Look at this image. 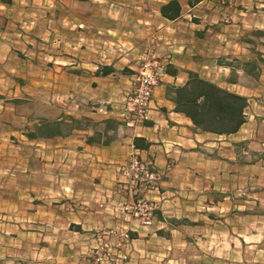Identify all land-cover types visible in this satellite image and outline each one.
<instances>
[{
	"label": "crops",
	"instance_id": "1",
	"mask_svg": "<svg viewBox=\"0 0 264 264\" xmlns=\"http://www.w3.org/2000/svg\"><path fill=\"white\" fill-rule=\"evenodd\" d=\"M168 1L16 0L26 24L39 22L32 12L37 3L50 10L43 17L48 23L45 35L7 31L12 16L3 15L0 108L9 104L15 113L0 110V217L30 213L37 222L35 229L59 233L48 239L49 248L84 247L98 239L104 226L113 224L120 204L132 200L118 172L132 155L149 157L158 166L170 157L174 160L160 193L149 195L159 207L155 234L166 242L183 227L177 220L196 214V204L214 185L225 183L231 170L238 169L239 177L246 179L250 171L264 169V62L255 76L231 66L232 58L240 61L249 50L241 40L247 25L255 22V28L264 30V0H176L180 14L173 19L160 12ZM9 2L0 0V6ZM18 18L17 24L22 22ZM21 38L25 46L17 48L13 41ZM38 38L47 43L45 62L33 47ZM149 38L156 42L155 54L167 59L166 70L154 88L152 120L133 130L119 123L115 114L98 113L97 107L121 99ZM254 54L264 57V49ZM190 71L247 98L245 121L237 132L199 131L175 111L168 87L183 86ZM23 104L37 108L21 113L16 107ZM44 123L52 130L40 135L38 125ZM56 124L61 127L58 132ZM135 137L144 140V149L134 147ZM238 146H244L242 151ZM8 152L14 159L8 160ZM246 155L260 158L247 162ZM10 161L16 180L22 176L16 171L23 166L29 174H38L28 194L30 209L18 204L24 192L17 185L15 207H6ZM43 198L50 199L46 208ZM131 230L134 241L140 233ZM74 234L79 235L77 243L71 241Z\"/></svg>",
	"mask_w": 264,
	"mask_h": 264
},
{
	"label": "rangeland",
	"instance_id": "2",
	"mask_svg": "<svg viewBox=\"0 0 264 264\" xmlns=\"http://www.w3.org/2000/svg\"><path fill=\"white\" fill-rule=\"evenodd\" d=\"M12 2L14 6L10 5ZM15 2L16 0H10L8 5L0 6V23L4 14L12 16L10 22L6 24V30L45 35L48 23L43 17H47L50 10L40 6L41 2L37 3L38 7L32 9V12L33 17L40 18L39 22L26 24L23 23L26 18L23 19L21 16L23 14H20L23 9L14 4ZM18 17H21L22 22L17 24L15 19H19ZM255 27H257L255 22L248 24L241 35V40L247 43L250 51L246 50L245 54L241 55L240 61L232 58V62L238 65L241 61L243 63L254 61L258 73L264 57L256 61L254 52L264 49L262 47L264 36L255 34L258 30ZM13 43L17 48L25 46L22 38ZM33 43V47L41 53V59L45 62L46 41L38 38ZM247 67L251 68L249 65ZM16 108L19 112L26 113L37 107L35 108V104H23ZM0 110L15 113L9 104L7 108L1 107ZM232 139L231 137L228 141L231 142ZM243 148L244 146L237 147L241 151ZM9 150L12 151V147ZM26 156L27 152L24 149V157ZM31 157H34V154ZM259 158L258 155H246L244 159L251 162ZM12 159L14 154L8 152V160ZM25 168L23 166V170L16 171L22 172V176L16 180L14 175L10 174L15 170L13 161L8 163V198L5 202L7 209L15 207L16 185L24 192V197L18 200V204L24 209L31 207L29 195L32 193L31 188L36 183L38 174L37 172L29 174L30 171H26ZM248 175L263 177V180L256 181L250 179L251 176L246 179L240 178L239 170L234 169L230 171V177L225 178V183L221 181L214 185V189L210 188L205 200L202 198L201 202L196 204L198 209L196 214L190 218L181 217L180 221L177 220V223L183 227L172 233L174 242L173 240L166 242L155 234L157 227L160 226L156 220L144 225L135 220L127 210L121 211L123 209L121 207L124 206L122 203L113 224L104 226L98 233V239L95 238L96 241L93 240L90 245L85 244L84 247L49 248L48 239L59 233L35 229L37 222L36 220L34 222L35 217L30 213L24 217L16 215L0 217V264H264V169L250 171ZM43 200L44 207L50 199L43 198ZM51 204L50 206L53 207ZM56 208L59 210L58 206ZM131 227L138 229L140 233V236L136 235L134 241L131 238ZM122 229L130 233L128 241L120 238ZM152 234L153 236L149 237ZM78 236V234L73 235L72 243L78 242Z\"/></svg>",
	"mask_w": 264,
	"mask_h": 264
},
{
	"label": "built area",
	"instance_id": "3",
	"mask_svg": "<svg viewBox=\"0 0 264 264\" xmlns=\"http://www.w3.org/2000/svg\"><path fill=\"white\" fill-rule=\"evenodd\" d=\"M145 42L138 55L139 63L133 73L130 86L124 91L121 99L97 107L98 113L115 114L119 123L133 130L152 120L151 103L154 88L165 74L167 64L166 58L161 59L155 54V40L149 38ZM170 151L165 149L166 153ZM173 165L172 157L164 165L158 166L153 159L135 154L118 166V172L124 178L123 188L132 199L130 203L124 204V208L135 220L144 225L153 222L159 207L158 201L151 199L149 195L160 193L162 182L172 170ZM119 236L128 241L130 233L122 229Z\"/></svg>",
	"mask_w": 264,
	"mask_h": 264
},
{
	"label": "trees",
	"instance_id": "4",
	"mask_svg": "<svg viewBox=\"0 0 264 264\" xmlns=\"http://www.w3.org/2000/svg\"><path fill=\"white\" fill-rule=\"evenodd\" d=\"M160 12L162 16L168 19L176 18L180 14V5L176 0H170L160 7ZM255 34L264 36L261 30L255 31ZM256 55V61L261 60V57L258 54ZM248 65L251 68H248ZM231 66L234 68L240 67L252 76L257 74L258 67L254 61H246L241 65L231 63ZM168 96L175 104V111L187 116L193 123L194 128L199 131L230 135L237 132L245 121L243 113L247 105L245 96L222 88L199 77L192 71L189 72V78L183 86L168 87ZM54 128L55 132L61 129L57 124ZM38 130L40 135H45L46 132H50L52 129L47 128L44 123L38 125ZM28 137L33 136L28 134ZM87 141L89 142L90 139L88 138ZM133 145L138 149H144L146 146L144 140L140 137L133 139ZM156 213L155 217L158 216Z\"/></svg>",
	"mask_w": 264,
	"mask_h": 264
}]
</instances>
